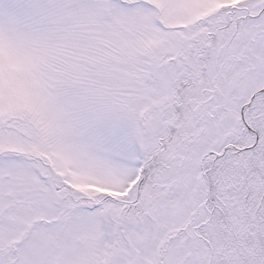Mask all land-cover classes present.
Returning <instances> with one entry per match:
<instances>
[{
	"label": "snow or ice",
	"instance_id": "obj_1",
	"mask_svg": "<svg viewBox=\"0 0 264 264\" xmlns=\"http://www.w3.org/2000/svg\"><path fill=\"white\" fill-rule=\"evenodd\" d=\"M0 264H264V0H0Z\"/></svg>",
	"mask_w": 264,
	"mask_h": 264
}]
</instances>
